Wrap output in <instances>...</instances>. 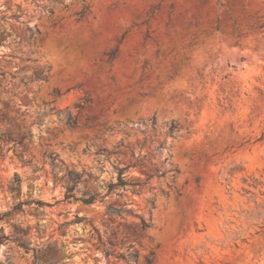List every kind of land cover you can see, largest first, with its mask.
Wrapping results in <instances>:
<instances>
[{"label":"rangeland","instance_id":"obj_1","mask_svg":"<svg viewBox=\"0 0 264 264\" xmlns=\"http://www.w3.org/2000/svg\"><path fill=\"white\" fill-rule=\"evenodd\" d=\"M0 68V108L19 107L32 134L22 159L2 143L0 264H123L102 253L98 234L115 232L125 251V226L140 219L105 208L127 199L150 223L133 242L139 264L150 251L152 264H264V0H0ZM36 69L44 80L20 82ZM67 108L78 126L66 124ZM120 142L143 144L146 168L165 174L123 197L66 198L68 169L88 176L79 190L105 193L99 184L115 172L99 152Z\"/></svg>","mask_w":264,"mask_h":264},{"label":"trees","instance_id":"obj_2","mask_svg":"<svg viewBox=\"0 0 264 264\" xmlns=\"http://www.w3.org/2000/svg\"><path fill=\"white\" fill-rule=\"evenodd\" d=\"M56 1V0H54ZM61 1V0H57ZM78 15L77 20H80L83 11H80L76 13ZM170 23V20L167 19L165 26H168ZM198 24V20L193 17V21L189 20L185 22V25L187 28L190 26H196ZM171 26L174 28V26L171 24ZM214 29H218L220 27L219 18L216 17L214 20ZM26 30L29 32V38H34L39 34V31L36 29H33L31 27H27ZM175 32V29L172 30ZM176 36V34H174ZM194 34L191 35L192 39L189 42L188 45L192 44V41L194 39ZM116 50H112L109 52L104 53L106 55L105 63H110L113 58L115 57ZM161 53L160 49H157L155 51V56L157 57ZM95 64V62H93ZM147 63L144 62L140 69L143 70L146 68ZM100 67V66H98ZM178 64H175L171 62L170 64V72L168 73V77H171L173 74L177 71ZM18 70H15L14 72L7 73L9 77L12 79L17 76ZM97 72V70H96ZM6 72L0 68V80L3 79ZM45 71L42 69H36L32 72L31 76H29V80H25V77L20 78V82L26 85L28 82H34L39 80L45 79ZM112 84H114V78L113 76L108 77ZM142 76H139L136 79V83H140L142 81ZM10 81V80H9ZM115 89H113L114 91ZM57 94L58 92L55 91ZM110 93L107 94L106 99H109ZM83 102H91V99L88 96H85L83 98ZM74 107H77L79 109H82L84 107L83 103H76ZM20 108L16 107L15 105H12L11 107L6 103H2V107L0 108V123L5 125V129L3 132L0 133V157L3 156L2 150L3 145L2 143H11V148L15 152V154L23 158L24 149L26 147L25 141H30L31 139V132L30 131H24L21 130L20 122H19V116L22 115V113L19 112ZM10 112L16 113L17 116L11 115ZM37 124H41L42 120L37 117ZM66 124L69 127H76L79 124L78 118L76 114L71 113L69 108L66 109L65 115H64ZM152 124H154V120H152ZM177 129V124L171 123L168 126V129L166 131L167 135H172L174 131ZM163 142H158V144L155 146L154 150H159L163 146ZM143 144L139 146V149L137 152L135 150L127 145L123 144L122 142L118 143L113 147V149L108 150L107 148H102L101 153L103 155L104 161H109L110 165L112 166V171L115 172V175L111 176L110 179L107 182L102 181L103 183L100 185V188H103L105 190V193L102 194V192H96V190H90V189H78L79 183H86L88 182V176H84V173H78L73 170H67L66 171V192L65 197L66 198H74L80 200L84 204H91L95 202L97 199L101 200L105 195H108L110 193H113L116 191L118 196H125L126 193H139L138 188L147 187L150 180L156 176L161 177L165 174V171H158L156 168H146V162H147V153L141 154V147ZM111 156H113L114 160H110ZM47 158L50 162V166L52 169H55L57 167L56 163V155L55 154H48ZM24 163H29V160H22ZM132 169H137L140 171L144 177L142 179H139L137 177H133L130 175V171ZM15 180L17 181V184L19 185L20 179L18 174L15 173ZM114 178V179H113ZM195 182H198V178H194ZM96 182V180L94 181ZM75 191H79L81 195L79 197L75 196ZM180 193H178L179 195ZM22 202L17 203L14 205L13 209H18L20 207ZM132 201L130 199L125 200L121 204H108L105 208V214L109 216V218H115V217H121L124 218V216L128 215H134L139 217L138 223H129L126 225V234H125V241H128V245L125 248V251H117L114 246L115 243V232L111 231L110 234L103 239L102 235L98 234V247L101 248L102 253L108 257L111 256L115 258L116 260H122L123 264H139L137 261L138 253L133 248V242L138 241L140 238H142L145 235L146 230L150 227V223H148L143 217L138 216L134 213V210L132 207L128 206L131 204ZM6 214V213H5ZM1 217V215H0ZM110 226L107 225V229L109 230ZM105 233L107 231H104ZM7 239L5 235H2V239ZM154 260V253L150 251L148 255H146L143 258L142 264H152Z\"/></svg>","mask_w":264,"mask_h":264}]
</instances>
